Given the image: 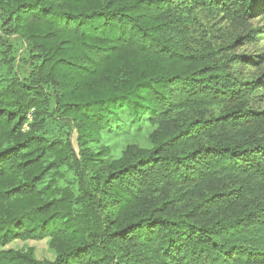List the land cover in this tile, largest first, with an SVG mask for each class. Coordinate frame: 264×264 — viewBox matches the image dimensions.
Here are the masks:
<instances>
[{
  "label": "trees",
  "instance_id": "1",
  "mask_svg": "<svg viewBox=\"0 0 264 264\" xmlns=\"http://www.w3.org/2000/svg\"><path fill=\"white\" fill-rule=\"evenodd\" d=\"M200 13L264 0H0V264H264V34Z\"/></svg>",
  "mask_w": 264,
  "mask_h": 264
},
{
  "label": "rangeland",
  "instance_id": "2",
  "mask_svg": "<svg viewBox=\"0 0 264 264\" xmlns=\"http://www.w3.org/2000/svg\"><path fill=\"white\" fill-rule=\"evenodd\" d=\"M199 17L206 27L209 29L212 28L215 40L219 39L218 41L222 43L224 47L233 45V41L238 37V35H243L246 29H261L264 34V16H259L251 21H248L247 24H245V27L236 25L235 23H230L227 20H221L216 17L214 19L210 18L206 13H200ZM231 51L237 55L245 56L264 55V36L257 43H250L246 40H242L240 44H234ZM249 71L256 72L255 69ZM260 72L264 73V63L261 66ZM258 107L264 109V102H261ZM124 136H122L123 138H120V140L117 141L118 149H121L127 142H138L141 139V136H136L133 133L127 134L125 137ZM25 248H33L35 257L37 259H53V255L47 250L45 241H28L25 243L16 242L7 247V249L13 250Z\"/></svg>",
  "mask_w": 264,
  "mask_h": 264
}]
</instances>
